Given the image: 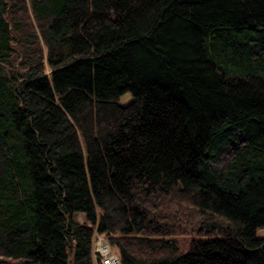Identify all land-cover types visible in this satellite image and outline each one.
Here are the masks:
<instances>
[{"label":"trees","instance_id":"16d2710c","mask_svg":"<svg viewBox=\"0 0 264 264\" xmlns=\"http://www.w3.org/2000/svg\"><path fill=\"white\" fill-rule=\"evenodd\" d=\"M259 229L264 0H0V264H264Z\"/></svg>","mask_w":264,"mask_h":264},{"label":"rangeland","instance_id":"374dc122","mask_svg":"<svg viewBox=\"0 0 264 264\" xmlns=\"http://www.w3.org/2000/svg\"><path fill=\"white\" fill-rule=\"evenodd\" d=\"M130 101H131V95L129 93H124L121 96H119L118 99H117V103L120 104V105H126ZM77 219L79 221H81L82 220V216L81 215H77ZM256 234L264 237V229L257 230ZM98 237L101 238V242H102L101 244L106 246L105 256L106 257L112 256V257H114L116 259V261H118L116 251L107 244L106 239L104 238V236L98 235ZM95 241H96V236L92 239L91 257H92V260H93L94 264H102L101 262H102V260L104 258L102 256V254H100V255L98 254V251H97L98 248L95 245Z\"/></svg>","mask_w":264,"mask_h":264},{"label":"built area","instance_id":"2783aa9c","mask_svg":"<svg viewBox=\"0 0 264 264\" xmlns=\"http://www.w3.org/2000/svg\"><path fill=\"white\" fill-rule=\"evenodd\" d=\"M96 236V241H95V245L97 246V251H98V254H102L103 256V260H102V264H112L111 263V260H113L115 262V264H119L118 261H116V259L114 257H106L105 256V253H106V246L101 244V238L98 237V234L94 233L93 234V238Z\"/></svg>","mask_w":264,"mask_h":264},{"label":"bare ground","instance_id":"6f19581e","mask_svg":"<svg viewBox=\"0 0 264 264\" xmlns=\"http://www.w3.org/2000/svg\"><path fill=\"white\" fill-rule=\"evenodd\" d=\"M110 257H111V256H110ZM111 263H112V264H115V262H114L113 260H111Z\"/></svg>","mask_w":264,"mask_h":264}]
</instances>
